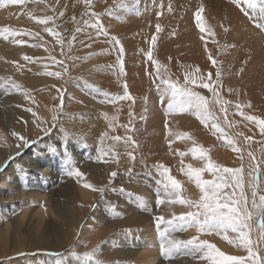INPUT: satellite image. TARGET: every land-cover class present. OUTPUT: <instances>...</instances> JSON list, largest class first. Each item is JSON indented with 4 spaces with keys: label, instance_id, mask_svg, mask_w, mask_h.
<instances>
[{
    "label": "rangeland",
    "instance_id": "374dc122",
    "mask_svg": "<svg viewBox=\"0 0 264 264\" xmlns=\"http://www.w3.org/2000/svg\"><path fill=\"white\" fill-rule=\"evenodd\" d=\"M162 2L163 8L160 7L161 0H122V2L120 0H93V6L87 14H85L83 0H26L22 5L0 4V28H9L17 32L27 30L29 33L28 35L16 36L7 33L0 35V46L2 45L0 48H4L0 50V56L2 55L6 62L3 64V68H0L1 159L5 154H8L7 151L14 144L19 145L21 141L13 133L19 134L20 137L29 141L27 146H23L0 163V175L7 170L11 163H14L13 176L17 178L16 183H18V189L16 187L15 191V186L2 191L5 195L3 200H0V223L3 216L4 219L7 216L9 219L11 217L12 222L17 217L16 214L22 210L19 204H28L30 215L32 208L40 204L47 209L46 220L53 226L51 228L53 230L49 234V229L44 230L47 225L45 223L42 229L46 239L48 233V241L40 239V242H36L37 236L34 233H29V228L26 229L30 218L29 213H27L24 220L28 219V221L24 223L23 220L20 228L23 231L25 229L24 233H26L27 239L24 243L30 246H27V250L24 252L1 257L0 264H15L18 259H23L22 264H55L57 259L63 260L64 264H96V261H101L102 264H145L143 259L134 252L145 245H151L153 242L152 238L149 240L148 237L149 229L136 221L135 217L138 219L136 214L150 215L156 212L153 207L156 209L159 206L156 201L152 202L153 199L157 198V195L154 198L151 196L156 190L164 191L163 183L166 182V177L161 175L163 169H158V165L167 167L169 174L180 181L182 185L181 195L192 200L199 199V188L193 180H190L181 171L180 166L186 167L188 164H192L193 167L201 168L207 163V160L192 156L190 149L193 145H196L195 147L202 146L207 150L208 157L216 164L227 168L243 167L245 192L249 199V207L251 206V188L248 183L252 179L248 175L251 171L249 165L259 164V194L264 195L262 191L264 182L262 177L264 175V163H262L264 162V134H259L260 131L258 133L259 127L255 125L256 123L244 121V117L242 116V118L240 115L241 110L237 111L235 107H231L238 102L242 106V111L243 108H245L244 110L256 108V111L247 110L246 113L244 111L245 115L252 113L254 116V113L257 112V116L260 115V118L264 119V100L252 99V94L249 91L248 94L243 89L237 91L238 85L244 80L243 77H246V73L248 76L257 67H264V31L257 28L254 21L250 20L231 0H162ZM169 4L172 8L171 11H168ZM201 6H203L201 23L205 28L203 32L197 27L195 20V13ZM106 9H111V11L106 12ZM231 10L236 11L238 17L246 18L243 25L238 24L234 18L232 21ZM61 12L63 15L60 14ZM92 12L101 15L93 17ZM158 12L161 13L159 16H157ZM47 16L53 17V20L48 21L47 25L38 22ZM85 20L89 23L85 24ZM97 20L107 30L109 37L119 39L120 45L124 48L122 72L132 66L137 74H131L126 80H121L116 72L109 73L110 78H107L108 71L106 72L104 65H110L115 61L121 70V65L117 62V47L119 46L111 44L108 37L102 34L97 36V29L93 27ZM157 24L161 28L159 32L156 30ZM46 26L54 28L59 33L60 38L64 41L63 45L57 42L56 36L44 31ZM77 28L80 31H77ZM188 29L195 30L199 42L206 45L207 48L200 44V47L196 49L197 52L198 50L203 51L205 55L203 52L197 53V55L193 53L196 57L194 55L190 57L185 52L180 53L177 50L179 36L187 33ZM32 33H38V35H32ZM5 35L7 39H5ZM153 35L157 37L155 44L151 42ZM73 36L75 39H72ZM18 39H23L26 43L16 44L14 41ZM190 41L192 39L186 43L189 44ZM8 43L9 45H16L15 47L19 50L24 49L23 54L20 55L21 60L4 56V52L8 49L7 46L9 47ZM200 48L206 49V51L200 50ZM149 49L152 52V60H149L146 55ZM170 49L172 50L170 51ZM224 50L226 51L224 52ZM228 52L232 53L230 54L232 60L230 55H227ZM209 54H212L216 64L207 58ZM24 55L33 57V59L25 61ZM51 57H55L56 61H62V63L53 62ZM228 58L229 60H227ZM153 60L159 61L160 65L165 66L166 71L165 68H162L161 71L166 78H170L181 85L184 84L185 73L205 77L208 73H212L210 82H214L216 81L215 73L217 70L220 71L218 86L214 83V87H218L220 97L232 102L228 105L229 107L227 106L228 110L232 112L228 111L227 117L237 130L233 132L223 123L224 121H221L220 117H217L222 125L223 134L235 138L237 147L241 149L240 153L227 146L222 136L216 138L217 132L208 128V125L203 124L205 126L204 132L211 136L210 142L213 143L209 145L208 142L195 136L196 133L192 132H202L200 126H203L190 111L182 112L177 108L166 113L168 110L166 106L167 97L164 98L162 104L160 99V89L166 85L155 76ZM220 60H224L222 61L223 64ZM10 61H14V64H10ZM194 61L196 64H193ZM237 62L242 64H236ZM208 65L210 66L208 67ZM226 68H228L227 71H225ZM139 69L140 71L144 69L142 72L146 73L149 78L143 80L139 74ZM52 72H60L61 75L59 77L50 75L49 73ZM244 72H246L245 75ZM234 73L235 76H233ZM238 74L241 76L238 77ZM37 75L46 78V80H41L38 83L29 81L30 77ZM136 77L137 79H134ZM138 77H141L142 80ZM251 77L248 76V79ZM249 81L247 84L250 83ZM13 83L19 84L20 89L13 88ZM125 83L132 99L119 98L124 95L123 86ZM148 84L154 90L152 95L157 101L156 114H160V111L162 113L158 116L153 115L152 119L147 113V104L151 100L147 92ZM193 87L211 99L212 94L207 89ZM235 88L236 91L234 92ZM232 89L233 91H231ZM136 94L139 96V101L134 98L137 96ZM57 99L59 100L57 101ZM69 101L74 106L68 107ZM256 103L259 105L256 106ZM164 107L167 108L166 111H164ZM210 108L215 113L217 112L216 104H210ZM25 109L32 110L30 117L33 119L32 123L26 120L23 112ZM20 110L22 112H18ZM3 111L7 112V117L10 116L8 119L2 115ZM130 112L132 113L131 117ZM235 113L237 114L235 115ZM54 115L57 117L55 124L53 122ZM2 117L7 119L8 127L5 126ZM163 117L174 121L181 118L186 127L184 133H188L190 139L188 137L179 138L177 142L181 145H176L173 140L168 139L170 132H150V126L154 130L157 127L159 129V119ZM41 120L43 123L39 124ZM241 120L245 123H241ZM38 124L39 128L35 130ZM243 124L245 125L244 128ZM209 126H211L210 123ZM45 128L50 129V131L46 133ZM39 131L43 133L38 136L33 135V132ZM173 133L174 131L171 134L174 135ZM218 134L221 133L218 132ZM117 136L121 139H112V137ZM126 137H131L127 143L125 142ZM245 137L250 139L246 140ZM258 138L261 142L258 141ZM155 139L156 146H158L151 149ZM169 141H171V145ZM150 143V148H148ZM184 144L185 148H183ZM159 147L163 150L161 151ZM27 151H31V153L29 152L30 157H34L32 160H36L38 157L41 159L40 156L46 154L50 163L48 170L45 172L43 168L39 169L36 166L30 167L28 165L26 167L22 164L19 159H22L28 153ZM129 152L132 153L131 157L128 155ZM181 152L185 155L181 156ZM249 152L253 154L254 160L249 157ZM10 157L14 158L9 159ZM66 160H71L72 164L66 165ZM43 164L45 165V163ZM72 165L78 168L83 176H86L87 180L84 184H91L95 189L104 188V192L87 188L92 193L90 198L76 196L77 187L71 181L74 180L73 177L75 176L66 174ZM85 165L86 167L98 165L102 168L105 176L90 175ZM113 172L117 173L115 177L110 175ZM203 178L211 180L213 176L206 171L203 173ZM65 183L69 187H65L67 190H63ZM13 191H23L25 195L22 193L21 195L25 199L21 198L20 201L10 199V193ZM35 192L39 193V196L40 193H45L46 198L41 200L42 203H37L39 196L37 198V195L33 194ZM71 197L77 198L76 206H73L69 215L59 214L53 206V201L59 200L60 204L69 203ZM50 199H53L52 205ZM141 199L146 201V207L140 203ZM176 205L180 207L181 213L175 215L195 210L178 203ZM169 219L172 217L165 218V220ZM257 219V217H253L251 221L253 228L250 236L253 240L258 239ZM4 224L2 222L0 225ZM154 224L157 239L153 241L160 246L159 252L162 261L166 257L161 251V243L164 238L161 237L160 231L168 226L162 223L160 231H158L155 222ZM86 228L89 229L85 230ZM175 232L178 233L179 237L177 236L173 240L187 241L198 236L199 239L208 240L215 245L218 240L216 233H198L195 227L169 231L167 238L170 239ZM230 233L229 231V236L235 235ZM27 234L29 235L27 236ZM9 242L11 243L10 238ZM12 242H16L15 239ZM28 242H31L32 245ZM263 243L260 242L257 247L264 249ZM94 249L97 251L92 259L83 255L92 252ZM179 249L191 264H198L203 260L199 253H192L185 248ZM220 250L227 255L232 254L230 251ZM244 250L247 252L246 249ZM73 252L76 253L75 256L72 255ZM188 252L191 253L190 256L185 255ZM259 254L261 255V252ZM161 261H158L157 264ZM204 261L206 264L209 263L205 259Z\"/></svg>",
    "mask_w": 264,
    "mask_h": 264
},
{
    "label": "snow or ice",
    "instance_id": "6c2138e0",
    "mask_svg": "<svg viewBox=\"0 0 264 264\" xmlns=\"http://www.w3.org/2000/svg\"><path fill=\"white\" fill-rule=\"evenodd\" d=\"M26 0H0V4H12V5H22ZM122 2V0H120ZM231 2L240 8V10L248 16L250 20L254 21V24L261 31H264V0H231ZM85 5V14L93 6V0H83ZM160 7L163 8V2L161 0ZM171 5L169 4L168 11H171ZM106 12H110L111 9H106ZM203 11V6L200 7L195 13V20L197 27L201 32L205 31L204 25L201 23V12ZM63 15V13H60ZM161 13H157L159 16ZM93 17H99L100 13L92 12ZM53 20V17L47 16L40 19L38 22L47 25L48 21ZM85 24L89 22L84 21ZM97 29V36L104 35L108 37L109 42L117 47V62L121 65V71H123V60L122 56L124 53V48L120 45L119 39L116 37H109L106 29H104L102 23L97 20L93 25ZM156 30L159 32L161 30L160 25H156ZM44 31L51 33L53 36L57 37V42L63 45L64 41L60 38L59 33L56 32L54 28L45 27ZM77 31H80L77 28ZM227 31V29H225ZM16 36V35H28L27 30H20L19 32L13 31L9 28H0V35ZM32 35H38V33H32ZM5 39L7 36L5 35ZM72 39H75L73 36ZM157 37L153 35L151 37L152 44H155ZM16 44H24L26 41L23 39H18L14 41ZM42 46V45H39ZM149 60H152V52L149 49L146 53ZM23 59L25 61H31L33 57L24 55ZM53 62L62 63V61H56L55 57H51ZM208 59L216 64L212 55L209 54ZM155 66V76H157L161 83L166 85V87L160 89V99L161 103L164 102V98L167 97V108L169 112L174 109H179L180 111H190L194 116H196L201 124L209 125L211 124V129L215 132H219L222 138L225 140L227 146L231 147L233 151L238 153L241 149L237 147V142L235 138L229 137L223 134L222 125L219 123V118L216 113L210 108V104L219 105V110L221 113L225 114V123H227V106L232 102L220 97L218 87H214V83L218 86L220 71L217 70L215 73L216 81L210 82L212 80V73H208L205 77L203 75H193L192 73H185L184 84L181 85L178 82L172 81L170 78H166L162 73L161 69L165 66L160 65L159 61L153 60ZM67 71V69H65ZM166 71V68H165ZM197 71H199L197 69ZM50 75L59 77L60 72H52ZM152 75V73H150ZM198 87L201 89H207L212 95L211 99L203 95L200 91L195 90L193 87ZM12 87L15 89H20V85L13 83ZM124 95L119 97L120 99H132L127 91V84H124ZM107 95V94H106ZM182 98V99H181ZM250 106V105H249ZM235 108L237 111L240 110L241 104L236 103ZM31 111V109H28ZM35 115V114H34ZM130 117L132 113H129ZM240 115L244 117L245 120L252 121L256 123L259 127L261 134H264V119L258 116L245 115L243 111H240ZM57 121V117L53 116L54 124ZM131 122V121H130ZM44 131L47 133L50 129L45 128ZM63 131V130H62ZM18 136L22 142V146H27L29 141L24 137H20L19 134L13 133ZM188 137V133H179L177 138ZM190 139V137H188ZM114 140H120L121 137H112ZM246 140L250 139L245 137ZM131 140V137H126L125 142ZM135 143L134 141L132 142ZM171 145V141H169ZM193 157H198L200 159L207 160L204 167L196 168L192 164H188L186 167H182L181 171L193 180L196 186L200 190V196L198 200H192L181 195V184L180 181L176 180L169 174V169L163 165H158V169L162 168L163 171L161 175L166 177V182L163 183L164 189V199L160 198L159 192H157V204H164L165 199L169 204H181L187 206L190 210L186 213L180 215L173 214L172 219L165 220L163 216L154 217L158 231H160L161 224H166L168 227L163 231H160V235L163 239L161 243V251L165 257H169L174 250L179 248L189 249L192 253L201 254V258L209 262V264H264V256L259 254V249L257 245L260 242H264V195L259 194V181L258 176L260 172L259 164H250L249 167L251 171L248 175L252 178L248 186L251 188V206L249 207V199L245 192V181H244V169L240 168H227L222 165L214 163L209 157L207 150L202 146L193 147L190 149ZM128 155L131 157L132 153L129 152ZM181 156L185 153L181 152ZM249 157L253 160V154L248 153ZM10 157L9 159H13ZM242 158V157H241ZM264 163V162H262ZM71 160H66V165H71ZM209 172L212 174L213 179L207 180L203 178L204 172ZM69 176H76L78 178L83 177V173L80 172L78 168L72 165L67 173ZM115 177L117 173L113 172L110 174ZM84 187L90 188L92 190H98L101 193L104 192V188L95 189L91 184H84ZM123 191V189H121ZM258 197V199H257ZM140 203L146 207V201L140 200ZM253 217H257L256 227L258 228V239L253 240L250 233L253 228L251 221ZM188 227H195L198 233H216L217 235L223 234V239L230 244H234L237 247H241L247 250L246 256H234L227 255L215 244L210 243L208 240H201L198 236L192 237L187 241L168 239L169 231L184 230ZM130 231V230H129ZM229 231L234 236H229ZM97 250L94 249L92 252L84 253L83 255L92 259ZM73 256L76 255L75 252L72 253ZM55 264H64L63 260L57 259ZM96 264H102L101 261H96Z\"/></svg>",
    "mask_w": 264,
    "mask_h": 264
},
{
    "label": "bare ground",
    "instance_id": "6f19581e",
    "mask_svg": "<svg viewBox=\"0 0 264 264\" xmlns=\"http://www.w3.org/2000/svg\"><path fill=\"white\" fill-rule=\"evenodd\" d=\"M234 7V6H233ZM183 8V7H182ZM3 12H4V10H3ZM11 12V11H10ZM2 14V13H1ZM4 14V13H3ZM3 17H4V15H2ZM12 16V15H11ZM230 16H231V19H232V21H233V18L237 21V23L238 24H241V25H243L244 24V19H246V18H240V17H238V14H237V12L236 11H234V10H231V13H230ZM170 19V18H169ZM172 21H174V19H172ZM175 23H176V21H174ZM189 30V29H188ZM187 30V31H188ZM199 33V32H198ZM197 34L195 33V30H193V29H191V30H189L187 33H183V34H181L180 36H179V41H178V44H177V46H178V48H177V50L178 51H180V53L181 52H185L188 56H193L194 55V57H196L195 56V54H193V53H196V55H197V53L199 54V53H202L203 51H199L198 50V52H197V48H199L200 47V44H202L201 46L202 47H206V45H203V43H200L199 42V38H197L198 36H196ZM244 35V34H243ZM188 38H190V39H192V41H190V43L189 44H187L188 43V41L190 40V39H188ZM232 38V37H231ZM242 38V37H241ZM188 39V40H187ZM245 39V38H244ZM186 41H187V43H186ZM194 41V42H193ZM248 41V40H247ZM263 41V40H262ZM249 44H250V42H249ZM8 45H9V43H8ZM169 45V44H168ZM243 45H244V43H243ZM2 46V45H1ZM0 46V47H1ZM4 46V45H3ZM16 45H14V44H10L9 45V47L7 46V48L8 49H6V51L4 52V56H8V57H10V58H17V59H22L21 58V54H23L22 52H24V49H21V50H19L17 47H15ZM19 46V45H18ZM208 46V45H207ZM6 47V46H5ZM207 48V47H206ZM2 49H4V48H2ZM1 48H0V50H2ZM164 49V48H163ZM166 49V48H165ZM176 49V48H175ZM248 49V48H247ZM172 49H170V51H171ZM174 50V49H173ZM200 50H204L203 48L201 49L200 48ZM212 50V49H211ZM261 50V49H260ZM259 50V51H260ZM175 51V50H174ZM204 51H206V49L204 50ZM209 51V50H208ZM207 51V52H208ZM226 50H224V52H225ZM257 51V50H256ZM163 52V51H162ZM230 52V51H229ZM228 52V53H229ZM261 52V51H260ZM1 53V52H0ZM178 53V52H177ZM176 53V55H178ZM173 54V52L171 53V55ZM174 54H175V52H174ZM203 54L205 55V53L203 52ZM224 54V53H223ZM222 54V55H223ZM226 54V53H225ZM230 54H232V53H229V54H227V55H230ZM212 55V54H211ZM227 55H225V56H227ZM245 55V54H244ZM259 55V54H258ZM262 56V55H261ZM199 57H200V55H199ZM207 57V55L205 56V58ZM218 57V56H217ZM256 57V56H255ZM264 57V56H263ZM208 58V57H207ZM222 58H224V57H222ZM230 59H231V55H230ZM68 60V59H67ZM191 60V59H190ZM193 60H195V59H193ZM205 59L203 58V61H204ZM227 60H229V58L227 59ZM232 60V59H231ZM252 60V59H251ZM259 60V59H258ZM257 60V61H258ZM222 61H224V60H220V62H222ZM241 61V60H240ZM256 61V60H255ZM261 61V60H260ZM148 62V61H147ZM252 62V61H251ZM6 62L3 60V56L1 55L0 56V68H3L2 66H3V64H5ZM145 63V62H144ZM143 63V64H144ZM227 63V62H226ZM244 63H245V61H244ZM253 63V62H252ZM2 64V65H1ZM10 64H14V61H10ZM193 64H196L195 63V61H194V63ZM198 64V63H197ZM210 64H211V62H210ZM222 64H223V62H222ZM236 64H239L238 62L236 63ZM235 64V65H236ZM242 64V63H241ZM241 64H239V65H241ZM263 64H264V62H263ZM238 65V66H239ZM253 65V64H252ZM257 65V64H256ZM260 65H261V63H260ZM12 66H14V65H12ZM148 66V65H147ZM205 66H206V64H205ZM210 65H208V67H209ZM243 66V65H242ZM15 67V66H14ZM137 67V66H136ZM244 67V66H243ZM260 67V66H259ZM257 67L256 69H257V71H256V69H254V70H252V74L251 75H248V76H252L250 79H248V76H247V73L246 72H244V75H245V73H246V77L244 78L243 77V79L244 80H242L241 82H240V85H238V88H237V91L240 89H243L244 90V92H246L247 91V94H248V91H249V93L250 94H252L251 96H252V99H256V101H258L259 99H262V100H264V67ZM16 68V67H15ZM104 68H105V70H106V72L108 73V76H107V78H110V76H109V73H111V74H113V73H116L117 72V74L116 75H119L120 76V78L119 79H121V80H126V78L127 77H129L131 74L133 75V74H137L136 73V70L132 67V66H130L129 67V69L128 68H126V70L124 71V72H122L121 70H119V68L120 67H118V65H117V63L115 62V61H113L112 63H110V65H104ZM138 68V67H137ZM136 68V69H137ZM141 68V67H140ZM224 68V67H223ZM229 68V67H228ZM228 68H226V70L225 71H227V69ZM238 68V67H237ZM253 68V67H252ZM17 69V68H16ZM217 69V68H216ZM234 69V68H233ZM1 70V69H0ZM138 70V69H137ZM144 69H142V71H143ZM241 70V69H240ZM142 71H140V69H139V74H140V76L143 78V80H145V78H149L148 77V75L146 74V73H144V72H142ZM152 71V70H151ZM239 72V71H238ZM237 72V73H238ZM249 72V71H248ZM236 73V72H235ZM235 73L233 74V76H235ZM243 74V73H242ZM106 75V74H105ZM243 75V76H244ZM138 76V75H137ZM232 76V77H233ZM239 76H241V74H238V77ZM141 77H138V78H140L141 79ZM242 78V77H241ZM134 79H137V77L136 78H134ZM238 79V78H237ZM236 79V80H237ZM254 79V81H252ZM41 80L42 81H45L46 80V78H42V77H40L39 75H37V76H32V77H30L29 78V81L30 82H32V83H38V82H41ZM142 80V79H141ZM140 80V81H141ZM234 80V79H233ZM248 80H250L249 82L250 83H248L247 84V81ZM135 81V80H134ZM150 81V80H149ZM238 82V81H237ZM131 83V82H130ZM233 84V83H232ZM138 85V84H137ZM139 85H140V83H139ZM131 86V85H130ZM236 86V85H235ZM135 87V86H134ZM249 89H248V88ZM147 89H148V94H149V96L151 97V100H150V102L147 104V107H148V111H147V113H148V115L151 117V119H152V116L153 115H155V116H158V115H162V113H161V111H160V114H156V112H157V107H158V105H157V101H156V98H153L154 96L152 95V94H154V90L152 89V87L148 84V86H147ZM221 89V88H220ZM225 90V89H224ZM228 91H230V88H228ZM231 91H233V89L231 90ZM236 91V88H235V90H234V92ZM136 92V91H135ZM135 92H133V93H135ZM226 92V91H225ZM242 92V91H241ZM240 92V93H241ZM243 92V93H244ZM137 93V92H136ZM138 94V93H137ZM136 94V95H137ZM140 95V94H139ZM146 95V94H145ZM245 95V94H244ZM141 96V95H140ZM231 96H232V94H231ZM238 97H239V95H237ZM247 96V95H246ZM134 98L137 100V101H139L138 100V98H139V96L137 95V96H134ZM155 99V100H154ZM167 99V98H166ZM234 99V98H233ZM237 100H238V98H236ZM241 99V98H240ZM243 100H244V98H242ZM59 99H57V101H58ZM246 100H247V98H246ZM56 101V102H57ZM146 101V100H145ZM149 101V100H148ZM251 101V100H250ZM259 101H261V100H259ZM71 101H69V103H68V107L69 106H74L72 103H70ZM235 103V102H234ZM238 103V102H237ZM249 103V102H248ZM260 103V102H259ZM162 104V103H161ZM246 105V104H245ZM257 105H259V104H257L256 103V106ZM167 106V105H166ZM229 107V106H228ZM231 107H235V105L233 104V106H231ZM165 108V107H164ZM241 108H242V106H241ZM240 108V110L242 111V109ZM253 108V107H252ZM163 109V108H162ZM212 109V108H211ZM216 109H217V112H216V115L218 116V117H220V119H221V121L229 128V129H231L233 132L234 131H236L237 130V128L231 123V121H230V119L227 117V123H225V114L224 113H221L220 112V110H219V105H217L216 104ZM236 109V108H235ZM245 108H243V112L245 111V113H246V111L247 110H249V109H247V110H244ZM256 109V108H255ZM255 109H250L249 111L250 112H252L253 110H255ZM167 110V108H165L164 109V111H166ZM233 110V109H232ZM32 111V110H31ZM31 111H29V110H23V112H24V116L27 118L26 120L29 122V123H32L33 121V119H30V117H31ZM169 110H167L166 111V113L168 112ZM228 111H230V110H228ZM256 111V110H255ZM18 112H22L21 110L20 111H18ZM183 112V111H182ZM231 112V111H230ZM7 112H2V115L3 116H6L7 117V114H6ZM159 113V112H158ZM232 113V112H231ZM257 113V112H256ZM256 113H254V116H255V114ZM163 114H164V112H163ZM180 114H181V112H180ZM187 114H188V112H187ZM237 113H235V115H236ZM263 114V113H262ZM165 115V114H164ZM247 115V114H246ZM251 115H252V113H251ZM258 115V113L256 114V116ZM264 115V114H263ZM253 116V115H252ZM10 116H8L7 117V119L9 118ZM238 117H239V114H238ZM242 117V116H241ZM259 117H260V115H259ZM262 117V116H261ZM156 118V117H155ZM186 118H188V117H186ZM243 118V117H242ZM6 118H4V117H2V120H4L3 122H4V124H5V126L6 127H8L9 126V123H8V121H6L7 120ZM232 119V118H231ZM160 120V127H159V129H158V127L154 130V129H152V126H150V132H160V133H164V132H170V134H169V136H168V139H170V140H173V142L174 143H176V145H181V143H178L177 142V136H178V134L179 133H184L185 131V124H184V122H183V120L180 118V119H178V120H170V119H167V118H165V117H163L162 119H159ZM187 120V119H186ZM192 120H193V118H192ZM195 120V119H194ZM244 120V119H243ZM196 121H198V120H196ZM245 122H247V120H244ZM244 121H240L241 123L242 122H244ZM51 122V121H50ZM199 122V121H198ZM244 122V123H245ZM41 123H43V121L41 120L40 121V123L39 124H41ZM137 123V122H136ZM159 123V122H158ZM39 124L36 126V128H35V130L36 129H38L39 128ZM174 124V125H173ZM190 124V123H189ZM188 124V125H189ZM192 124V123H191ZM197 124V123H196ZM236 124V123H235ZM19 125V124H18ZM18 125H17V127H18ZM139 125V124H138ZM247 126V129L249 128V126H248V123L246 124ZM250 125V124H249ZM253 125V124H252ZM256 125V124H255ZM174 126V127H173ZM196 126V125H195ZM202 126L203 127H201L200 126V131H202V132H192V133H196L195 134V136H198V138L199 139H201V140H203V141H205V142H208V144L210 145V143H213V142H210V140H211V136L207 133V132H204L205 131V126L202 124ZM225 126V127H226ZM244 124H243V128H244ZM146 127V126H145ZM245 127V128H246ZM253 127V126H252ZM258 127V126H257ZM149 128V127H148ZM208 128H211V126H209L208 125ZM239 128L241 129V127L239 126ZM144 129H146V128H144ZM258 129V128H257ZM149 130V129H148ZM147 130V131H148ZM195 130V129H194ZM211 130V129H210ZM254 130V129H253ZM174 131V135H172L171 133ZM190 131V130H189ZM215 131V130H214ZM258 131V133H259V129L257 130ZM243 132H244V129H243ZM249 132V131H248ZM41 133H43V132H33V135H35V136H38V135H40ZM236 133V132H235ZM252 133V132H251ZM217 134V136H216V138H220L222 135L221 134H218V132L216 133ZM246 134V133H245ZM245 134H243V135H245ZM259 134H261V133H259ZM259 134H257V135H259ZM254 135H256V134H254ZM263 135V134H262ZM194 136V135H193ZM261 136V135H260ZM257 137H259V136H257ZM165 138H166V136H165ZM264 138V137H263ZM263 138H262V141H263ZM26 139V138H25ZM155 141H156V139L155 140H153V143L154 144H152V147H151V149H153V147L155 146V147H157L156 146V143H155ZM258 141H260V139L258 138ZM168 142V141H167ZM199 142V141H198ZM261 142V141H260ZM264 142V141H263ZM200 143V142H199ZM150 145H151V143L149 144V146H148V148H150ZM208 145V146H209ZM196 145H193L192 147H195ZM207 146V147H208ZM214 146V145H213ZM257 146V145H256ZM23 146H22V142L20 141V143H19V145H13L12 146V148H10V150H8L7 152H8V154H5L4 155V157L1 159V157H0V163L3 161V160H5L7 157H9L10 155H12V154H14L16 151H18L20 148H22ZM186 146H185V144H184V146H183V148H185ZM191 147V148H192ZM215 147V146H214ZM256 148H258V146L256 147ZM159 149L162 151L163 149H161V147H159ZM1 151V150H0ZM155 153H156V151L155 150H153ZM2 152V151H1ZM1 152H0V155H1ZM28 152V151H27ZM30 153H31V151H29ZM26 153L23 157H22V159H19L20 161H21V163L22 164H24V165H26V167H27V165L28 166H36V167H38L39 169H41V168H43L44 170H45V172L48 170V168H49V161H48V159H47V155L46 154H42V156H40V158L41 159H39V157L38 158H36V160H32V158H34V157H30L31 155H30V153ZM259 152H261V151H259ZM4 153V152H3ZM3 153H2V156H3ZM43 159V160H42ZM262 159V158H261ZM258 160H259V158H258ZM43 161V162H42ZM169 161V160H168ZM43 163H45V165L43 164ZM170 165V164H169ZM181 166V168H182V165H180ZM35 168V167H34ZM37 168V169H38ZM85 168H87L86 170H88L89 171V174L90 175H93V176H96V177H100V176H105V174H104V172L102 171V168H100L98 165H91V166H89V167H86V165H85ZM13 170H14V163H11L10 165H9V167L7 168V170H5V172H3L1 175H0V200H3V198H4V195L5 194H3L2 193V191L4 190V189H6V188H9V187H11V186H15L14 187V191L16 190L15 188L17 187V189H18V183H16L17 182V178H15L14 176H13ZM43 171V170H42ZM12 174V175H11ZM262 177H263V181H264V175H262ZM74 178V180H71V181H73L74 182V184H75V186L77 187V191H78V193L76 194V196L77 195H79L80 197H82V198H90L91 197V195H92V193L90 192V190H88L86 187H84V183L86 182V180H87V178H86V176H83L82 178H78V177H73ZM72 183V182H71ZM68 184V183H67ZM73 184V183H72ZM182 186V185H181ZM65 187H68L67 185H66V183H65V186L63 187V190H67ZM69 188V187H68ZM191 188H193V187H191ZM12 192V193H10L11 195V198L10 199H13L14 201H20V199L21 198H23L22 197V195H21V193L22 194H24V192L23 191H16V192ZM181 191H182V188H181ZM262 191H263V194H264V182H263V185H262ZM6 192V191H5ZM157 192H159V194H160V198L161 199H164L165 198V196H164V191L163 192H161V191H159V190H156L155 192H154V194H151V196L154 198V197H156V195H157ZM7 193V192H6ZM33 194H35V195H37V198H38V196H39V193H33ZM25 195V194H24ZM9 196V197H10ZM19 196H21V197H19ZM8 197V196H7ZM13 197V198H12ZM44 198H46V195H45V193L43 194V193H40V196H39V199L37 200L38 202L37 203H42L43 201H41L42 199H44ZM7 199V198H6ZM9 199V200H10ZM23 199H25V198H23ZM22 199V200H23ZM51 200V199H50ZM53 200V199H52ZM52 200H51V205H52ZM156 201V203H157V198H155V199H153V201L152 202H155ZM9 202V201H8ZM76 202H77V198L76 197H71V201L69 202V203H62V204H60V201L59 200H54L53 201V206L55 207V209H57V212L59 213V214H66V215H69L70 214V211H72V209H73V206H76ZM153 204V203H152ZM18 205V204H17ZM22 208V210L19 212V213H14V214H16V216L17 217H15L14 218V220L11 222V217H10V219L8 218V216H7V218L6 219H4V216H3V219H2V222L3 223H5L4 225H0V258L1 257H5V256H7L8 254H14V253H20V252H24V251H26L27 250V246L29 247L30 245H28L27 243H24V241L27 239L25 236V234L26 233H24V231H25V229H24V231L23 230H21V228H20V225L22 226V222H23V220H24V218H26V215H27V213H29V215H30V206L28 205V204H26V205H24V204H19ZM18 205V206H19ZM9 206V205H8ZM19 206V207H20ZM53 208V207H52ZM180 209V207L178 206V205H176V204H169L168 202H167V200L165 199V203L164 204H160L158 207H156V209L153 207V210H155L156 212L155 213H151L150 215H148V214H143V213H140V214H136V216L138 217V219L135 217V219H136V221H138V222H140V224H143L144 225V227H146V228H148L149 229V232H150V234L148 235V237H149V240L152 238V244L151 245H149V246H147V245H145V246H143L141 249H139V250H137V251H133L134 252V254H138L142 259H143V262L145 263V264H157L158 263V261H161V258H162V256H161V254H160V246L159 245H157V244H155L154 243V241H156V239H157V237H156V231L154 230V227H153V224H154V217H157V216H163L164 218H171V217H173V214H178V213H181V210H179ZM12 210V209H11ZM47 211V209H45V206H42V205H40V204H37L35 207H33L32 208V211H31V215L29 216L30 218H29V222H28V227L26 228V229H30L29 230V233H31V234H35V236H37L36 237V242L37 241H39L40 239H42V241L44 240V241H48V233L46 234V237H47V239L45 238V232H44V230H46V228L47 229H49V234H50V231H52L53 229H51V228H53V226L51 225V223L50 222H48V220H46L47 218H46V212ZM152 211V210H151ZM15 212V211H14ZM54 213V212H53ZM54 214H56V212L54 213ZM28 218V217H27ZM82 219V218H81ZM255 219V218H254ZM50 220H51V218H50ZM25 221H28V219L26 220H24V223H25ZM135 221V222H136ZM151 221V222H150ZM1 222V223H2ZM0 223V224H1ZM23 223V224H24ZM45 223H47V225L45 226V229L43 230L42 229V227H44V224ZM25 225V224H24ZM23 225V226H24ZM155 225V224H154ZM90 228V227H89ZM89 228H86L85 230H87V229H89ZM41 229H42V231H41ZM145 229V228H144ZM256 232H257V230L256 229H254ZM27 231V230H26ZM47 231V230H46ZM146 232H148L147 230H146ZM252 232V231H251ZM28 233V232H27ZM183 234H185V233H183ZM231 234V233H230ZM29 234H27V236H28ZM229 235V234H228ZM251 235H252V233H251ZM177 236H178V233L177 232H175L174 233V235H172V237L170 238V239H176L177 238ZM232 236V235H231ZM230 236V237H231ZM255 236H256V234H255ZM147 237V238H148ZM179 237V236H178ZM9 238L11 239V243L9 242ZM33 238V237H32ZM45 238V239H44ZM13 239H15V241L16 242H12L13 241ZM29 239V238H28ZM34 240H35V238H34ZM154 240V241H153ZM215 240V239H214ZM255 240V239H254ZM41 241V242H42ZM216 241V240H215ZM35 242V243H36ZM40 242V241H39ZM28 243H30L31 244V242H28ZM148 243H149V241H148ZM216 243V247L217 248H219V249H223V250H227V251H230V252H232V254L231 255H237V254H241L242 256H246L247 255V252H245V250H244V248H241V247H237L236 245H234V244H230V243H228L226 240H224L223 239V234H220V235H218V240L215 242ZM32 245V244H31ZM35 246V248H36V245H34ZM261 246H262V244H261ZM260 247V246H259ZM263 247H264V243H263ZM40 248V247H39ZM30 249V248H29ZM259 249V253L261 252V255L262 256H264V249L262 248V249H260V248H258ZM186 251H188V250H186ZM186 256H190L191 255V253H189L188 252V254H185ZM164 257H165V255H164ZM26 258V257H25ZM23 259H18V261H15V264H22L24 261H22ZM14 262V261H13ZM14 264V263H13ZM159 264H191L188 260H187V257H185V256H183V252L180 250V249H176V250H174L173 251V253L169 256V257H166V258H164V259H162V261L159 263ZM198 264H206V262L204 261V259L203 260H201V262L200 263H198ZM207 264H209V263H207Z\"/></svg>",
    "mask_w": 264,
    "mask_h": 264
}]
</instances>
